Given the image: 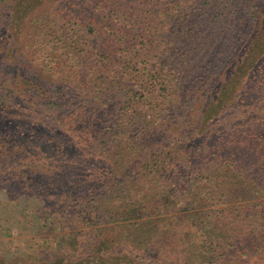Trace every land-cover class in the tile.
I'll return each mask as SVG.
<instances>
[{
	"label": "trees",
	"instance_id": "1",
	"mask_svg": "<svg viewBox=\"0 0 264 264\" xmlns=\"http://www.w3.org/2000/svg\"><path fill=\"white\" fill-rule=\"evenodd\" d=\"M4 202L81 229L0 264H264V0H0Z\"/></svg>",
	"mask_w": 264,
	"mask_h": 264
},
{
	"label": "rangeland",
	"instance_id": "2",
	"mask_svg": "<svg viewBox=\"0 0 264 264\" xmlns=\"http://www.w3.org/2000/svg\"><path fill=\"white\" fill-rule=\"evenodd\" d=\"M19 208L16 211L13 204L4 202L0 209V253H30L55 247L63 237L81 229L74 217L56 230H43L37 221H30L35 210Z\"/></svg>",
	"mask_w": 264,
	"mask_h": 264
}]
</instances>
